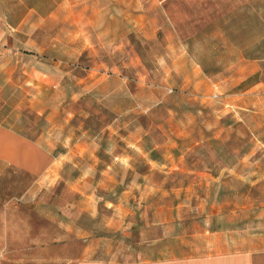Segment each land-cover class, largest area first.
I'll return each instance as SVG.
<instances>
[{"label":"crops","instance_id":"crops-1","mask_svg":"<svg viewBox=\"0 0 264 264\" xmlns=\"http://www.w3.org/2000/svg\"><path fill=\"white\" fill-rule=\"evenodd\" d=\"M165 3L0 0L2 264H264V248L121 257L123 230L131 237L137 232L132 208L151 206L152 193L168 189L167 176L183 167L188 152L179 148L186 144L223 141V172L232 175L230 160H238L235 173L245 183L239 190L264 181L261 74L251 85L244 78L216 109L215 85L201 75L190 49L195 41L180 32ZM231 3L240 15L248 7L256 15L251 37L235 44L239 62L263 61L248 48L264 44V0ZM30 115L41 118L39 130L30 129ZM249 141L255 148L248 150ZM249 168L256 175L250 188ZM220 187L232 190L226 182Z\"/></svg>","mask_w":264,"mask_h":264},{"label":"rangeland","instance_id":"rangeland-1","mask_svg":"<svg viewBox=\"0 0 264 264\" xmlns=\"http://www.w3.org/2000/svg\"><path fill=\"white\" fill-rule=\"evenodd\" d=\"M75 1L80 4L94 0ZM193 1L196 3L193 4ZM231 1L166 0L165 3L180 32L195 41V44H190V49L199 59L201 75H209L215 85L213 89L219 96L216 109L223 107L224 101L239 92V83H243L246 77L249 79L245 84L251 85L259 81L261 74L263 86L258 91L264 92V44L248 48L249 56L263 58V61L254 64L239 62L241 48L235 46L241 39L251 37L256 15L252 14L250 7L240 15L241 8ZM192 17L196 18L195 23L190 21ZM255 69L259 73L250 77L249 73ZM260 98L262 113L259 117L264 119V94ZM253 104L256 105L255 99ZM207 115L201 117H212ZM30 117V129L39 130L41 118ZM223 117L235 119L240 115L238 112ZM230 135L238 141V130L233 129ZM253 148L255 144L249 141L248 150ZM179 149L188 153L182 160L183 167L167 176L168 189L153 192L149 199L151 206L137 205L132 208L137 232L131 237L128 233L130 229L123 230L119 246L125 253L121 257L130 261H148L264 248V207L261 206L264 203V181L258 180V189L239 190V186L245 183L235 173L238 160L234 157L230 160L232 175H224L223 172V162L219 158L226 150L223 141L200 146L188 143ZM254 171V168H249L244 176L249 188L256 182ZM224 182L232 190L223 191L220 185ZM255 198L259 200L257 205H253ZM224 202L229 205H223ZM103 212L107 213L105 208ZM211 214L214 215L210 218L213 222L208 226L207 216ZM201 219H205V223ZM1 257L0 264L3 262Z\"/></svg>","mask_w":264,"mask_h":264},{"label":"built area","instance_id":"built-area-1","mask_svg":"<svg viewBox=\"0 0 264 264\" xmlns=\"http://www.w3.org/2000/svg\"><path fill=\"white\" fill-rule=\"evenodd\" d=\"M215 98H217V96H215Z\"/></svg>","mask_w":264,"mask_h":264}]
</instances>
